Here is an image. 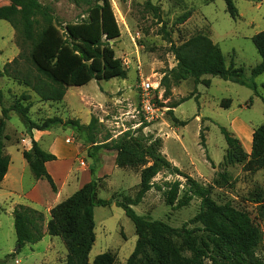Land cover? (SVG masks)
<instances>
[{
	"label": "rangeland",
	"instance_id": "374dc122",
	"mask_svg": "<svg viewBox=\"0 0 264 264\" xmlns=\"http://www.w3.org/2000/svg\"><path fill=\"white\" fill-rule=\"evenodd\" d=\"M40 1L50 8L57 24L61 26L85 21L88 18L86 11L96 2L79 0L77 4L74 0ZM111 3L121 29L120 38L111 42V45L116 57L127 70L126 79L94 80L84 87L69 88L67 100L43 102L28 88L4 77L0 82V89L4 92L3 106L9 107L22 95H26L32 104L30 117L38 124L59 117L64 121L79 120L87 126L95 118L98 123L90 130L56 126L49 130L51 133L39 145L44 150L50 138H60L76 145L80 154L73 168H77V174L84 169L94 170L95 178L100 179L98 198L102 200H120L124 196L135 199L142 168L117 167L116 152L94 147L92 141L102 145L104 140L110 142L129 130L144 127V135H153L162 140V154L183 174L205 187L212 186L213 198L218 203L230 202L234 208L251 216L262 235L257 254L264 258V169L252 172L244 164L226 165L228 146L220 129L221 126L226 127L239 138L231 126L235 119L243 120L252 128L264 125V104L261 98L264 97V74L253 80L260 96L249 87L210 76L205 77L211 81L209 87L204 84L195 85L189 79L172 86L171 96H166L161 84L165 72L177 65L164 31L176 45L199 33L209 36L221 48L227 65L234 63L235 67L242 68L245 79L250 81L252 70L261 63V56L252 39L264 31V0H236L240 15L236 20L227 12L223 0H111ZM148 3L157 8L158 14ZM186 14L187 19L181 23V18ZM13 15L19 17L24 31L36 39L42 37L50 24V20L34 6L18 10ZM15 36L13 27L0 20L1 70L20 54ZM143 81H149L154 87L160 83V89L154 96L161 113L151 123L144 122L141 114L139 94ZM195 91V97L173 110L180 121L188 124L185 127L175 126L169 106ZM225 99L232 100L229 108L221 105ZM9 118L6 129L9 139L5 141V152L13 157L14 168L21 172L23 157L20 152L24 151L26 138L30 141V136L16 113L10 112ZM103 167L104 174L98 178L97 173ZM54 169L62 171L64 168L56 166ZM76 173L73 172L72 176ZM220 174L226 179L221 178ZM32 176L29 167L26 169L25 182ZM176 180L183 184L186 182L183 177L168 173H161L155 178L160 184ZM55 182L59 183L55 193L61 192L63 197L67 196L64 201L78 191L74 190L79 183L74 181V177L70 178L68 185H62V179L58 177ZM42 190L46 194L52 190L45 180ZM9 205L10 200H4L1 209L7 210ZM200 206L201 200L195 198L189 206L173 209L166 204L162 192L153 189L142 203L132 208L139 216L164 222L172 228H182L197 215ZM53 208L46 217L47 223ZM95 224L96 240L88 257L89 262L92 263L100 254L110 253L116 258L117 264H127L135 250L138 236L125 211L115 202L109 207H96ZM188 227L200 229L201 225L189 224ZM196 235L206 238L203 231H198ZM181 243L180 240L176 241L178 247ZM17 249L13 216L0 210V264H66L69 254L63 238L52 237L47 233L42 241L26 244L19 252H16ZM205 264L213 263L207 259Z\"/></svg>",
	"mask_w": 264,
	"mask_h": 264
},
{
	"label": "trees",
	"instance_id": "16d2710c",
	"mask_svg": "<svg viewBox=\"0 0 264 264\" xmlns=\"http://www.w3.org/2000/svg\"><path fill=\"white\" fill-rule=\"evenodd\" d=\"M74 1L79 4V0ZM223 1L229 15L234 20L238 19L240 15L236 0ZM9 2L18 10L36 7L50 20V24L40 39L30 36L26 31L16 33L15 44L20 54L8 62L3 70L0 69V82L6 77L28 88L43 102H60L71 87H84L94 80L101 82L127 78V70L116 57L111 45V42L121 36L111 0H96L86 11L88 18L85 21L67 23L64 26L57 24L50 8L40 0ZM150 8L158 14L157 8ZM187 17L188 14L183 16L181 23ZM164 32L171 45L170 52L177 62L175 68L165 72L161 82L166 96H171L172 86L188 79H193L195 85L204 84L209 87L211 81L205 79L207 76L249 87L260 96L253 80L264 74V31L252 39L261 56V63L252 70L250 81L245 79L242 68L235 67L234 63L227 65L221 48L209 36L199 33L176 45L170 35ZM195 96L196 91L169 106L175 126L185 127L188 122L180 121L173 110ZM261 98L264 104V97ZM30 100L29 96L22 95L11 106L4 107V92L0 89V184L11 164V156L5 152V141L9 139L6 134L9 113L14 112L32 139V148L23 151V158L34 177L47 181L53 192H56V183L46 164L56 161L57 157L40 147L33 137V131H48L59 125L90 130L96 127L98 121L93 118L85 126L79 120L64 121L53 117L38 124L30 117ZM231 103V99H225L221 105L229 108ZM143 129L144 127L129 130L110 142L104 140L102 145L92 141L94 147L116 152L117 167L142 168L135 199L128 196L120 200L99 199L100 179L95 178L92 169V180L72 197L56 205L48 223L43 212L25 205L15 207L13 216L18 245L16 252L26 244L42 241L47 233L52 237H61L66 242L69 250L66 264H117L116 258L110 253L98 255L92 263L88 260L96 240L95 208L109 207L115 202L132 220L138 236L135 250L127 264H205L207 259L213 264H264V258L257 254L262 235L251 216L234 208L230 202L218 203L213 198L212 186L205 187L183 174L162 154V140L153 135H144ZM220 129L228 146L226 165L244 164L252 172L264 169V125L254 129L251 154L245 151L242 141L233 131L223 126ZM201 137L205 146L204 136ZM161 173L181 176L186 182L183 184L176 180L160 184L155 178ZM219 176L226 179L223 174ZM153 189L162 192L166 204L176 210L189 206L195 198L200 199V210L189 224H200L201 228L190 229L189 224H184L182 228H172L164 222L139 216L132 206L142 203L147 193ZM198 231L206 233V238L198 237ZM177 240L182 241L180 247L176 245Z\"/></svg>",
	"mask_w": 264,
	"mask_h": 264
},
{
	"label": "crops",
	"instance_id": "0c3cea01",
	"mask_svg": "<svg viewBox=\"0 0 264 264\" xmlns=\"http://www.w3.org/2000/svg\"><path fill=\"white\" fill-rule=\"evenodd\" d=\"M19 8H15L9 0H0V20L6 21L13 27L15 33H26L21 26L19 17H15L14 12L18 11ZM189 80V79H188ZM193 80V79H192ZM70 90L67 91L65 100H67V95ZM234 131H237L239 139L242 141L243 146L247 152L252 151L253 144V134L254 129L245 123L241 119H235L231 125ZM239 127L241 129H239ZM51 132L48 131H33V137L38 143H42L45 137H48ZM30 136V135H29ZM31 141V142H30ZM26 138V146L24 150H30L32 139L30 137ZM45 151L55 155L57 157L56 161L48 162L46 164L48 172L52 175L54 180H57V177L61 180L62 185H68L70 178L74 177V181H78L75 191L81 189L85 184L89 183L92 179L91 170L84 169L80 174H77V168L74 170V162L78 159L80 150L73 143H66L63 139L56 138V140L49 139V145L44 148ZM23 157V151L20 152ZM21 172L14 168V160L11 156V164L9 166L8 173L0 184V210L7 213L10 216H13V212L16 206L25 205L36 209L40 212H43L45 218L48 217L51 208L55 207L59 203L63 202L66 197H63L62 193H55L51 190L46 194L42 190L43 180H37L34 176L28 181L25 182L26 169L29 168L28 163L23 158L21 160ZM56 166H62L64 169L62 171H57L54 169ZM115 167V166H114ZM81 169V168H78ZM116 169H119L116 167ZM104 167L99 173H97L98 178L103 176ZM73 172L74 176H72ZM15 173V175H14ZM82 179V181H80ZM26 183V184H25ZM56 183V182H55ZM59 185V183H56ZM74 191V192H75ZM21 192V194H20ZM20 194V195H18ZM71 194V193H70ZM4 200H10V205L7 210L1 209V203ZM14 219V216H13Z\"/></svg>",
	"mask_w": 264,
	"mask_h": 264
},
{
	"label": "built area",
	"instance_id": "2783aa9c",
	"mask_svg": "<svg viewBox=\"0 0 264 264\" xmlns=\"http://www.w3.org/2000/svg\"><path fill=\"white\" fill-rule=\"evenodd\" d=\"M160 89V83L155 87L149 81L140 84V108L144 122L151 123L156 121L161 113V109L156 105L154 93Z\"/></svg>",
	"mask_w": 264,
	"mask_h": 264
}]
</instances>
